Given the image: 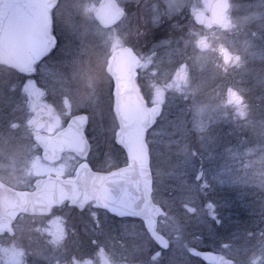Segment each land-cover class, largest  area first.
<instances>
[{"label":"rangeland","instance_id":"obj_1","mask_svg":"<svg viewBox=\"0 0 264 264\" xmlns=\"http://www.w3.org/2000/svg\"><path fill=\"white\" fill-rule=\"evenodd\" d=\"M99 1L61 0L56 14L57 24L61 22L60 27L54 23L53 29L50 27L49 30L50 35L55 36L56 43L60 38H64L62 28L67 34L72 35L70 39L72 42L74 37L80 38L79 35L84 34L87 27L84 19L88 14L94 17L93 11ZM117 1L128 7L127 17L111 28H104L98 23L93 28V32L100 38L102 50L109 49L110 55L115 49L124 45H130L136 50L143 61L138 71L139 77L137 75L136 79L140 95L150 109L160 105L156 123L149 131L147 142L149 149L152 146L156 162L154 199L166 210L165 216L160 219V228L169 244L167 248L162 247L150 238L146 229L137 221L114 220L96 208V211L88 212L91 216L89 228L92 229L93 239H98L97 236L102 237L103 245L96 246L93 252L90 250V253L85 249L82 254L88 256L87 261L79 259L78 263L97 264L96 262L103 261L104 264H203L200 259L192 257L187 250L188 244H194L196 247H214L213 250L219 248L220 252L225 254L222 264H264V143L261 146H248L245 104L244 102L240 106L234 104V100L239 96L237 91L225 85L224 80L222 87L215 90L210 88L216 74L227 73L229 68H238L239 63L244 61L246 56L257 57L264 51V27L254 23L250 26L234 27V23L239 21L242 13L256 11L255 8L258 9L259 5L263 9L264 2L230 0L231 8L224 26L219 29L220 31H214L210 22H206L204 30L198 29L193 23L189 24L190 19L193 20V11L202 9L207 12L212 0H152V8L148 2L144 4L146 6L140 8V4L136 6L132 4L134 0ZM138 11L140 12L138 15L144 18L134 21L133 16ZM171 16H176L177 21L187 18L188 30L178 35L179 44L176 49L166 46V51H152L153 42L157 43L152 35V17H156L154 25L157 26L162 18ZM166 25L162 22L159 26L166 27ZM161 32L164 35L169 34L167 28ZM205 40L209 41L210 49L200 51L196 45ZM187 41L189 51H184L180 42ZM63 43L61 47L65 58L62 62L54 60L55 67H50L54 62L46 63L45 60L43 62L45 65L42 66L44 69L31 67L29 72H26L30 73L29 76L19 71L18 79H13L20 80L26 76L31 80L42 78L54 80L56 84L60 81L61 87L60 90L56 89L57 85L49 82L48 88L43 89L37 87L33 81L28 82L23 88H19V85L18 89L12 87L20 92V96L25 93L29 98L27 104L21 102L27 115L19 116L20 114L14 110L13 114L16 115L11 117L7 124H2L1 128L10 133L8 138L3 136L4 131L0 130L3 144L11 147L8 150L0 147V157L3 158L0 161V169L8 171V176H4L6 179L18 182L16 184L24 188H27L35 177L69 176L79 167L80 159L71 151L63 152L55 162L50 163L45 160L42 152L30 149L25 151L20 146L15 147L12 140L20 139L21 133L18 131L24 132L23 129H28L37 117H46L50 122V128L62 125L68 102L72 112L89 106V102L92 105L91 113L94 118L88 129L92 145L89 158L92 157L100 164L104 162L106 168L119 164V148L113 144L116 132L113 109L112 113L107 105L104 108L103 104L101 108L95 99L103 94L105 103H108L110 96L107 84L101 82L102 77L97 76L101 68L98 63L96 64L98 67L94 68L90 63L87 64L84 56L77 55L74 51L79 50L73 46L74 42L72 45L65 41ZM49 50H52V46ZM55 52L58 50L53 51L51 58L54 57ZM94 60H97V56ZM6 68L8 67L0 66V74L6 75L5 73L9 72ZM179 73L184 74L182 81L179 80ZM46 89L51 92L49 96L45 94ZM56 91L60 93L57 94ZM50 97L58 99L55 106L58 105L60 111H53L54 103L52 99H47ZM65 101L67 108H64ZM182 101L188 103L185 111ZM192 131H196L197 134ZM225 134L227 135L224 136ZM22 135L25 138L26 135L23 133ZM9 139L12 140L11 143H8ZM222 141L225 145L222 150L225 149L226 156H230L231 159L225 157V160H228L225 162L226 166L215 180L221 188H230L229 192L234 196L230 197L227 203V206H231V210L223 219L226 220L224 222L228 226V232L220 221L222 211L212 210L206 198L186 194L196 192L194 187H197V184L194 182L195 178L197 180L200 176L196 174L199 170L195 173L194 181L190 176L200 160L198 154L192 150L198 144L199 150L204 145L215 149V146L218 148L217 145ZM150 158L152 160V154ZM251 186L255 188L254 190H260L256 195L259 204L255 206L257 219L244 227L240 224L244 221V215L237 211L242 206L245 207L243 197L249 196L250 192L246 189ZM173 187L176 190H173ZM232 188H236L238 194H235ZM201 199H204L203 206L199 203ZM251 202L254 203L253 198ZM204 206L207 208L205 209ZM60 208L62 211H58L57 215L46 221L44 226L42 219L36 216L19 220V235L25 236L22 247L14 248L9 237L0 234V264H23V261L27 264H41V261L44 264H63V260L52 259L57 256L56 254H42L38 245L42 241L46 247H59L56 250L66 257L67 253L71 252L68 249L70 241L65 238V227L67 223L71 225L69 221L66 223V220H69L68 216H71L70 209L73 206L65 204ZM252 212L253 208L249 214ZM101 220H106L108 226L103 228ZM190 222L192 226L188 225ZM236 224H239L241 229H237L238 232H236ZM70 228L73 229L72 226ZM70 233L71 231L68 232L69 235ZM71 238L76 241L81 239L77 230L72 231ZM130 240L133 241L131 245ZM59 242L60 245L52 244ZM21 249H24L26 258L18 255ZM76 250L82 251L78 247L72 252ZM69 255L73 256V254Z\"/></svg>","mask_w":264,"mask_h":264},{"label":"water","instance_id":"obj_2","mask_svg":"<svg viewBox=\"0 0 264 264\" xmlns=\"http://www.w3.org/2000/svg\"><path fill=\"white\" fill-rule=\"evenodd\" d=\"M58 0H0V62L27 70L41 58L56 39L48 33L51 10ZM230 0H212L208 9L214 27L224 25ZM94 17L104 28L114 26L121 17V9L114 0H101L94 9ZM197 24L207 21L201 9L193 11ZM202 49L208 42L200 43ZM143 61L130 45L115 49L109 62V71L115 82V110L119 131L115 141L126 150L128 163L106 171L93 170L84 162L74 178L48 176L38 178L32 190L13 188L0 180V230L9 228L17 216L47 214L59 202L71 200L83 207L95 201L119 217L142 218L145 225L162 247H168V239L157 231L158 219L165 213L162 206L153 201V173L150 152L146 140L147 131L155 122L160 105L151 109L141 97L135 82V68ZM183 73H179L182 81ZM241 97L235 99L238 104ZM45 121L39 120L36 129ZM88 116L75 115L69 124L55 135L38 134L37 140L45 149L47 161H56L66 150L73 151L85 160L90 152V142L85 128ZM189 252L211 264H222L224 255L211 250L189 247Z\"/></svg>","mask_w":264,"mask_h":264},{"label":"flooded vegetation","instance_id":"obj_3","mask_svg":"<svg viewBox=\"0 0 264 264\" xmlns=\"http://www.w3.org/2000/svg\"><path fill=\"white\" fill-rule=\"evenodd\" d=\"M134 1H136V0H134ZM134 1H132V4L135 5V6L140 4V6H139L140 8L146 6V5H144L146 2H148L150 4V8H152V0H138V1H136V3H134ZM60 2H61V0H59L58 3L55 5V7H53L52 10H51V14H50V18H51V26L50 27H51V29H53V24H54L55 20L57 19L56 11H57V9L59 7ZM114 2L121 9V17H120V19L118 21V23H120L124 18L127 17L128 7L125 4L123 5V4L118 3L117 0H114ZM139 13L140 12L138 11V12H136L134 14V16H133L134 21L144 18V16L138 15ZM192 18L194 20L193 14H192ZM227 18H228V14L226 16V20H227ZM155 19H156V17H152V35H153V39L154 40L156 39L155 37H159V38L157 40H155V41H157L156 44L153 42L154 45H153L152 51H166L167 48H173L174 49V46H178V44H179L177 40H178V35H180L181 33L168 32L169 33L168 35H164L161 31H163V29H165V28H167V30H168L170 28L178 29L179 27L182 28V29H185V31H187L188 30V26H187V24H188L187 20L188 19L187 18H185V19L181 18L179 21H177L176 19H173V17H166V18H162L163 20L158 22L157 26L154 25V20ZM162 22L167 24L166 27L159 26V25L162 24ZM179 24H181V26H177ZM195 24L198 27L199 26L204 27L206 25V23L203 24V25H198L197 23H195ZM170 25H172V26H170ZM213 29L215 31L218 28L214 27ZM52 31L53 30H51V32ZM186 35H187V32L184 33L185 37H186ZM205 41H207V40H205ZM207 42H208V47L205 48V49L201 48V46H200L201 42L197 43L196 46L198 47V49L200 51H207V50L210 49L209 48L210 47V43H209V41H207ZM180 43H181V46H182L184 51H189L188 41L184 42V43H182V42H180ZM166 46H168V47L166 48ZM164 47H165V49H164ZM191 49H194V48H191ZM52 53H53V51H47L41 58H39L38 60L33 62L29 69H31V67L32 68H39V69L41 67V69H44V67L42 68V66L45 65V63H43L45 60L47 61L46 63L54 62V60H56L54 57L51 58V56H52L51 54ZM0 64L6 65L8 67H12V66H10L8 64H5V63H2V62H0ZM55 64H56V62H54L50 67H52V66L55 67ZM141 67L142 66H140V67L135 69L136 79H137V75L139 77L138 71H139V69ZM29 69H27V70L21 69L20 71H22L23 74L25 73V75L29 76L28 74H30V73H26V72H29ZM51 69H49V70H51ZM27 76L25 78H23V79H20V80H13V79L6 78V76L4 74H0V130H3L1 128L2 124H7L9 122V120L12 119L11 117H14L16 115V114H13L14 110H16L15 112L17 114H20L19 116H21V115L22 116H24V115L26 116L27 115V112H26L25 108H23V104L24 103L27 104V100H29V98L25 95V93H23L24 95L20 96V92L14 90L13 88H17L18 85H19V88H23V87H25L28 84V82L30 83V81H33L36 84L37 87L39 86V87H41L43 89L44 88H48L47 84L49 82H54V85H57L56 89H59V90L61 89L60 81H57V84H56V82L54 80H44L42 78L41 79H36V80H31V79L27 78ZM56 93L58 94L60 92L56 91ZM65 93L67 95V92H65ZM45 94H47V96H49L51 94V92L48 91V89H46L45 90ZM112 96H113V102H114V103L112 102V109L114 108L113 110L115 111V107H114V104H115V87H114V85L112 87ZM47 99H49V100L52 99V101L54 103L53 111H60L59 106L58 105L55 106L56 101L58 100L56 97H55V99L51 98V97L47 98ZM23 100H24V102H23ZM21 102L23 104H21ZM86 105H88V103H86ZM87 107H88V109L91 110L92 105H91L90 102H89V106H86V108ZM64 108H67V102L66 101H65V104H64ZM82 113H85L88 116V123H87V126L85 128V133H86L87 138H88V140L90 142V145H91V140H90V137H89V134H88V129H90V127H91V114L86 112V111H80V112H74L73 111L72 112V110L70 109V104L68 102V108L65 111L64 122H63L62 125H60L59 127L50 128V122H49V120L46 117H44V116H43L44 118L43 117H37L35 122H33L30 126H28V129H26V128H25L26 130L23 129L24 132L18 131L19 133H21V138L20 139H12L14 141V143H15V147L16 146H20L25 151L30 149V150H33V151H39V152L44 153L45 149L38 142L37 135L38 134H47V135H50V136L55 135L60 130L64 129L69 124L70 120L75 115L82 114ZM39 120H43V121H45V123L40 129H36V125H38L37 123H38ZM118 129H119V123H118L117 116H116V113H115V130H116V132H117ZM3 131H4L3 136L5 135V136H8V138H10V133L5 132L6 131L5 129ZM22 133L24 135H26L27 137L25 136V138H23ZM17 136H19V135H17ZM2 140L3 139L0 136V141H1L0 142V147L5 148L6 150L10 149L11 145L3 144L4 141H2ZM12 140L9 139L8 143L9 142L11 143ZM17 143H19V144H17ZM217 146H218V148L215 146V149H212L213 147L210 148L211 146H205L204 145V147H202V149L199 151L198 158L200 160L198 161V167H197L198 169H197V171L198 170L199 171L197 172V174H198V176L199 175L200 176H199V179L195 180V182H194V183L197 184L198 191L197 192H191V193L187 192L186 194L197 195L199 198H206V200H207V202H208V204H209V206L211 207L212 210H216V211L220 210V211H222L223 214L220 217V220H221V219H225V217H227L229 211L231 210V206H227L228 205L227 203H229L230 197L232 198L234 196H232L233 195L232 192H229L230 188L229 189H223V188L220 187V185L216 184V180L215 179L219 178V173L224 170V168L226 166L225 162L231 159L230 156H226L225 149L222 150V147H225V145H223V141H222L221 144L219 143V145H217ZM226 146H228V144ZM91 148H92V145H91ZM67 151H70V150H66V152ZM216 153H217V155H216ZM225 157H228V160H225ZM2 160H3V158L0 157V161H2ZM7 173H8V171L0 169V180L2 182H4L5 184H7L9 186H12L14 188H17V189H33L34 186H35V181L38 178V177H35V179H33L31 183H29V186H27V188H24L23 186H20V185L16 184L18 182H11L8 179H6L4 176H8ZM225 186H227V185H225ZM232 189L235 190V192H234L235 194H238V190H236V188H232ZM253 189H254V187H252V186L250 188L246 189V190H248L250 192V194L248 192L247 194H249V196L247 195V196L243 197V199H245L244 204H245V207H246V213H248L247 214L248 217H247V220H246V221H248L247 224L252 221V213L249 214V212H250L251 208H253L252 207L253 203L251 202V198H253ZM173 190H176V188L173 187ZM174 192H176V191H174ZM179 193H182V192H179ZM183 194L185 195V193H183ZM154 202L159 204L155 199H154ZM207 202H206V204H207ZM199 203L203 206L204 199H201V201ZM65 204L68 205V206H73V208L70 209L71 210V216H68L69 220H66V223L69 221L71 225H69L67 223V225L65 227V230H66L65 238L68 241H70L69 242V246L79 247V248L82 249V251L76 250V252H68L67 253V255H68L67 257H66L65 254L64 255H60V251H57V254H56L57 256L56 257L55 256L52 257V259L53 258H57L59 261L63 260V262H62L63 264H79L78 260L76 259L75 253L80 254V256H79L80 257V261H82V260H86L87 261L88 256H83V254H82L84 252V250L86 248H88V247L102 246L103 245L102 244L103 243V239H102L101 236H97V237H99L98 239H93V236L91 234L92 229L89 228V226H90L89 222H91L90 221L91 220V218H90L91 216L88 213L89 210H92V211L95 210L96 211L98 209V210L104 212L105 215H107V216L109 215L110 218H112L114 220H118V221H121V220L122 221H126V220L127 221L128 220L132 221L133 220L135 222L137 221L138 223H141L143 228L146 229V231L148 232L150 238L152 239V235L149 233V231H148V229H147V227L145 225V221L142 218L131 217V216L118 217V216L112 215V214L108 213L107 211H105L104 209L96 207L94 201L89 202L86 205H84L82 207L83 211L80 210L81 206H78V205H76L74 203H71L70 201H64L62 203H58V204H56L55 206H53L51 208L50 213L44 214V215H37V217L42 219V221L44 222L42 224V226L45 225L46 221L50 220L55 215H57L58 211H62L60 206H63ZM182 204H186V203L182 202ZM159 205H161V204H159ZM257 205H259V204L257 203ZM161 206L164 207L163 205H161ZM201 208H203V207H201ZM204 208L206 209L207 207L204 206ZM164 209H165V207H164ZM165 214H166V210H165ZM165 214L161 215L160 218H159V221H158V232L161 233L162 235H164V233H163V231L160 228V221H161L160 219L163 216H165ZM25 217L27 218L28 215H26V214L18 215L17 218L14 220V222L11 224V226L9 228H6V229L0 231V234L7 235L9 237V239L11 241V244H12V246L14 248H16L17 246H19V247L23 246V238H25V236L19 235V230H18L19 224H18V222H19V220H21L22 218H25ZM101 222H103V228L108 226V222L106 220L105 221L101 220ZM201 223H203V222H201ZM188 225L192 226L191 222L188 223ZM69 226L70 227L72 226L73 229L70 228ZM21 229H23V227H21ZM73 230H77L79 232V236L81 237V239H79L78 241H76L73 238H71ZM69 231H71L70 235L68 234ZM63 241H64V239H63ZM13 242H16V244H13ZM52 244L60 245L61 243L59 242V243H52ZM38 245L40 246L39 247L40 252L42 254H45L46 253L45 252L46 246L42 243V241ZM191 246H195V245L194 244H188V246H187L188 252H189V247H191ZM56 248H59V247H56ZM204 250H209V249H204ZM210 250H212V249H210ZM214 251H216V250H214ZM24 252H25L24 249H21V250L18 251V255L22 256V258L23 257L26 258V256L24 255ZM216 252L222 253L220 251H216ZM69 254H73V256L69 255ZM222 254H224V253H222ZM58 255H60V256L58 257ZM190 255L192 257H194L195 259H200L202 261V263L204 264L205 261L201 257H199L197 255H194L192 253H190ZM224 256H225V254H224ZM25 263H26V261L25 262L23 261V264H25ZM41 264H44V262L41 261ZM206 264H210V263H206Z\"/></svg>","mask_w":264,"mask_h":264},{"label":"trees","instance_id":"obj_4","mask_svg":"<svg viewBox=\"0 0 264 264\" xmlns=\"http://www.w3.org/2000/svg\"><path fill=\"white\" fill-rule=\"evenodd\" d=\"M261 2L263 3L264 0H261ZM255 9H256V12L264 11V8L262 9L261 5H259L258 9L257 8H255ZM57 11H56V14L58 13ZM62 11H61V13H62ZM171 17H173V19L177 20L176 16H171ZM190 21L191 22H189V24L193 23L198 29L204 30V27H202V26L198 27L195 24L194 20L190 19ZM84 22L86 23V26H87L86 31L84 34L79 35L80 38L74 37L73 38L74 43L70 40L72 35L67 34L64 31V29L62 28L61 31L64 33V34H62V35H64V38L63 39L60 38V40H58V42L55 44L54 48L51 51H57L58 50V52L54 53V58L57 61L62 62L65 58L64 57L65 55H64L63 49H62L63 47H61L64 44L63 41H65V43L66 42L70 43V45H72V43H73L74 44L73 46L77 47L79 50V51H74V52L77 55H79L80 57L84 56V60L87 62V64L90 63L91 66H93L95 68L96 64L98 63V66H100V68H101V72L98 73L97 76L102 77L101 82H104V84H107V87L109 88V95L110 96H109L108 103H105L106 101L102 97L103 94H101L100 96H97L95 99L98 101V103H99L98 105H100L101 108H102V104H103L104 108L107 105L109 110L112 112L113 77L110 74V72L108 71V60L110 57L109 49L106 48V50L105 49L102 50L100 42H99L100 38L98 37V35H96L93 32V28L98 25V22L95 20V18L92 16V14H88L87 18L84 19ZM54 23L60 27L61 22L57 24V20H55ZM254 24L256 25L257 23H254ZM177 26H181V24H179ZM187 26H188V24H187ZM183 30L185 31V29H182L180 27L178 29L170 28V29H168V32L181 33ZM217 30H219V29H217ZM57 34H59V33H57ZM155 38H156L155 40H157L159 37H155ZM211 44H213V43L211 42ZM75 47H74V49H75ZM176 48H177V46H174V49H176ZM80 51H82V53H80ZM102 51H106V52L102 53ZM100 55H101V57H100ZM96 56H97V60H94V58H96ZM239 64L240 65L238 68H229L228 69L229 71L227 73L216 74L214 76L213 85H211L210 88L212 90H215L218 87H222V84L224 83L222 80H224L226 82L225 85H229V87L231 89L236 90L237 94L243 97V102L245 104L244 114L246 113V120H247V124H246V127H247L246 132H247V138H248L247 143L249 146L251 145L253 147H255L257 145L261 146V144L264 143V142H262V141H264V51L261 54H259L257 57L256 56L252 57L250 55L246 56L245 60L241 61ZM0 66L8 67V66L2 65V64H0ZM98 66H96V67H98ZM6 69H8V71H9L8 73H5L6 78L18 79L17 74L20 73L19 72L20 70L15 69L13 67H8ZM156 69H157V66H156ZM226 80H229V81H226ZM182 102H183V106H184L183 111H185V110H187L188 103H186V101H182ZM180 105L181 104L178 102V106H180ZM80 111H86V112L90 113L91 118H92L91 120H93V118H94L93 114L91 113V110L88 109V107L76 109L74 112H80ZM111 115H113V114H111ZM150 130H151V128H150ZM149 131H148V135H147L148 141H149V139H148L149 138ZM225 131H226V129H225ZM192 133L197 134L196 131L195 132L192 131ZM226 133H227V131H226ZM226 135L227 134H225L224 136H226ZM113 144L119 148L120 156L118 157V161H119L118 166L126 163L127 162V154H126L124 147L121 144L115 142L114 138H113ZM150 151H152V146H150ZM192 151L198 154L200 151L199 150V144L196 145V148ZM150 154H152L151 165H152L153 175H154V177H156V169H155L156 168V166H155L156 162L154 159L153 151H152V153L150 152ZM88 162L90 163V165L94 169H97V170H107V169L112 168V167L106 168L105 167L106 165L104 162L102 164H100L99 162H96L92 157L88 159ZM197 167H198V165H195L194 171H192V173L190 175L192 178V181H194L195 175L197 174L196 173ZM195 180H196V178H195ZM194 188H195L194 190L197 192L198 191L197 187L195 186ZM254 189H253V201H254V203L252 205V207H253L252 221H255L257 219L255 217V214L257 213L256 212L257 208H255V206L258 203L256 195L260 191V190H254ZM176 192H178V191H176ZM239 209L240 210L237 211V213L244 215V221L240 224L245 227V225L247 226V222H248V221H246L247 217H248L247 213H246V207L242 206ZM235 214H236V210L233 213V217L235 216ZM36 218H37V216H36ZM220 221L223 224V226L226 227L225 230L228 232V226L224 222L226 220L221 219ZM245 221H246V223H245ZM237 223H239V222L237 221ZM237 229L241 230V229H239V224H236V232H238ZM129 242H130V245H131V243H133L132 240H130ZM75 248H78V247H74V246L68 247V249L71 250V252ZM95 248H96V246H92V247H88L86 249H87V252L90 253V250H92V252H93V249H95ZM198 248H200V249H212L213 250L214 247L203 246V247H198ZM216 251H220V249L217 248ZM45 252L49 253V254H57L56 246L55 247H46ZM75 256H76L77 260L80 259V257H79L80 254L75 253ZM123 261H125V260H123ZM96 263L97 264H104L103 261H99ZM204 264H206V263L204 262Z\"/></svg>","mask_w":264,"mask_h":264},{"label":"clouds","instance_id":"obj_5","mask_svg":"<svg viewBox=\"0 0 264 264\" xmlns=\"http://www.w3.org/2000/svg\"><path fill=\"white\" fill-rule=\"evenodd\" d=\"M55 7V5H54ZM253 23H257L259 27H264V11H248L241 14L239 21L234 23V27L237 26H250ZM246 116V113H245ZM244 116L241 117L243 119ZM83 211V208L80 209Z\"/></svg>","mask_w":264,"mask_h":264}]
</instances>
